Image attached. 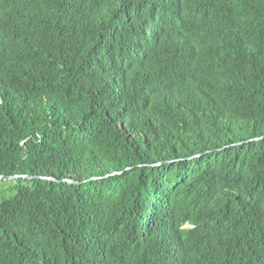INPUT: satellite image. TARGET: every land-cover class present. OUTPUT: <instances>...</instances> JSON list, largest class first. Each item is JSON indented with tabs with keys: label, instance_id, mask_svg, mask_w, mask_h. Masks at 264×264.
<instances>
[{
	"label": "trees",
	"instance_id": "1",
	"mask_svg": "<svg viewBox=\"0 0 264 264\" xmlns=\"http://www.w3.org/2000/svg\"><path fill=\"white\" fill-rule=\"evenodd\" d=\"M0 175V264H264V0H0Z\"/></svg>",
	"mask_w": 264,
	"mask_h": 264
},
{
	"label": "water",
	"instance_id": "2",
	"mask_svg": "<svg viewBox=\"0 0 264 264\" xmlns=\"http://www.w3.org/2000/svg\"><path fill=\"white\" fill-rule=\"evenodd\" d=\"M120 172H114L110 175H114V174H119ZM26 179V180H33V179H47V180H53L52 178H48V177H39V176H30V175H13V176H6V175H0V181H12V180H16V179ZM71 183H75L72 181H69Z\"/></svg>",
	"mask_w": 264,
	"mask_h": 264
},
{
	"label": "rangeland",
	"instance_id": "3",
	"mask_svg": "<svg viewBox=\"0 0 264 264\" xmlns=\"http://www.w3.org/2000/svg\"><path fill=\"white\" fill-rule=\"evenodd\" d=\"M9 184V182L6 181H0V186L1 188H5L7 185ZM2 191V190H1ZM1 193V192H0Z\"/></svg>",
	"mask_w": 264,
	"mask_h": 264
},
{
	"label": "clouds",
	"instance_id": "4",
	"mask_svg": "<svg viewBox=\"0 0 264 264\" xmlns=\"http://www.w3.org/2000/svg\"><path fill=\"white\" fill-rule=\"evenodd\" d=\"M181 228H182V229H187V228H191V226L188 225V224H183V225L181 226ZM156 264H159V263H156Z\"/></svg>",
	"mask_w": 264,
	"mask_h": 264
}]
</instances>
